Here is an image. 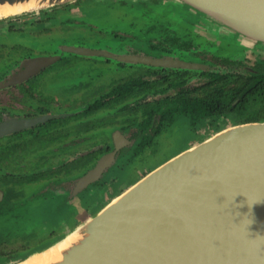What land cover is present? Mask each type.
Masks as SVG:
<instances>
[{
  "label": "water",
  "instance_id": "obj_1",
  "mask_svg": "<svg viewBox=\"0 0 264 264\" xmlns=\"http://www.w3.org/2000/svg\"><path fill=\"white\" fill-rule=\"evenodd\" d=\"M41 1L46 5L9 18L77 0ZM159 2L198 16L203 28L195 27L217 45L218 37L234 39L239 59L264 57V0ZM41 120H7L0 136ZM80 228L83 238L53 264H264V120L221 129L169 158L48 247ZM41 251L19 253L17 262Z\"/></svg>",
  "mask_w": 264,
  "mask_h": 264
},
{
  "label": "flooded vegetation",
  "instance_id": "obj_2",
  "mask_svg": "<svg viewBox=\"0 0 264 264\" xmlns=\"http://www.w3.org/2000/svg\"><path fill=\"white\" fill-rule=\"evenodd\" d=\"M128 1L130 0H120L122 5L129 4L132 7H135L137 3L141 5H148L150 3L155 5L153 12H158L156 16L151 17H149L148 13L140 12L138 14L140 16L135 18V20L140 18L142 21L145 19L148 22L146 31L151 34L148 41L149 52H141V50L139 51V49H134L133 47L125 48L123 52H113L110 50L87 48L81 45L57 44L55 38L61 39L62 33L70 31L69 29L73 23L66 17L76 13L79 2L69 6L54 7L47 11L36 12L35 14L37 16L34 18V21L26 22L25 26L23 24V26L19 27L17 22H11L9 19L0 20V35L4 33L2 37H8L10 40L16 41L21 48L15 54L16 56L5 63L9 67L0 73V89L14 88L25 91L31 96H36L33 92L41 90L43 86L42 84L37 85L30 82L31 79L36 77L44 69L60 62L65 54H72V56L82 60L99 59L98 61L105 65L113 63L118 67L117 69H123L125 66L129 68L140 66L141 68L139 69H142L134 77L125 80H112L111 83H108L101 89L94 88L91 85L93 78L86 75L87 80L90 79L84 83L85 85L82 83L78 84L77 81L75 84L70 85L72 87L70 92H66L61 96V99L66 98L65 100L69 101L68 104H73L74 102L71 100V97L75 96V94H81L82 97L88 94L91 95L92 93L95 94L90 101L80 102V106L73 111L70 110L56 114L51 113V110H41L38 114L32 116H16L7 112L6 109L0 110V124L14 119L34 120L43 118V120L36 122L33 126L0 136V141L6 140V145L12 144L15 149L20 145L18 142L24 140L27 143L29 141H36L37 145L33 146V150L39 152V156H46L42 163L36 165L35 169L29 172L30 177H25L26 174L22 172L15 179L22 186L29 183L36 184L42 182L38 189L25 199H20V202L10 203L11 205L15 204V206L22 205L27 207L34 200L45 202V206L37 210V213L34 214L37 216L41 213L40 217L42 215V219H39V221L37 219L36 221L46 225L43 221L47 220L55 228L51 229L52 227L46 225L44 229L46 231H43V234L38 233L42 237L46 235L45 240L37 243L35 246H43L40 251L48 247H45L46 244H51L55 242L56 238L64 235L66 229L70 231L75 221L78 222L80 220L79 223L84 221L76 219L72 221L73 223L71 225H68L69 223L66 221V217L69 215V218L72 219L71 214L73 212L72 208H75L73 206L74 204L88 199L90 200L96 196L98 199L100 197L102 199L104 198L102 200L104 202L102 206H104L120 194L123 189L119 192L114 191L110 193H108L107 189L110 181L117 180L115 179V173L117 171H123L134 159L140 158L143 154L152 155L158 148L160 135L165 133L182 116L173 115L171 121L162 122L159 115L154 114L150 125L145 128L144 107L160 108L161 99L173 98L181 88L187 90L198 88L208 81L211 73L241 74L249 71L256 64L255 61H250L245 58L229 59L219 55V46L216 43L214 44L202 39L193 30L185 29L176 21L170 20L168 11L163 10L159 0H145V2L133 0L134 2L127 3ZM46 16L51 17L50 20H46ZM41 19L43 20L41 21ZM193 20L194 17L192 19L191 16V19H185V23L192 26ZM58 23L66 27L61 32L56 31L50 33L51 26ZM38 25H41L39 35L32 32ZM16 31L21 32L19 34L23 36L33 35L35 41L41 42L31 48L25 44V39L22 36L19 35L18 38L13 37ZM49 37H52V40H48L49 42H47L45 38ZM49 43H51V46L53 45L51 50L46 48ZM78 49L83 52L78 53L72 51ZM38 60L43 61V67L39 68L41 64L39 63L37 64V68L28 73V75L19 76L27 68V63ZM171 62L185 64V66L189 64L192 67L168 65ZM94 67L95 64L92 67L90 66V74ZM183 79L185 80L184 84L178 87V83ZM11 81L13 83H9ZM132 83L137 84L132 87L131 92L134 94L126 99H119L120 96L117 91L121 90L120 92L123 93L129 91ZM114 92L117 94L115 95ZM115 97L118 98L117 101L115 100L116 102H114ZM49 100L53 101L54 99ZM102 113L110 116H103L101 119H98L96 115ZM230 118L227 116L221 122L229 123L227 119ZM115 119L118 120V125L110 129L100 128L104 124H111ZM186 119L189 129L193 131L196 125H193L187 117ZM205 123L210 125L208 120H204L197 124V128L204 126ZM96 128L102 129L99 133L100 140L92 141V135H94L93 130ZM62 156L63 158L53 163L49 159V157ZM101 159L104 162L101 170L97 174L94 173L92 175L90 182L76 189L77 182L92 171ZM17 166L21 167L22 165L19 164ZM149 171H144L139 178ZM1 172H4L7 177H11L13 174L11 171L5 169H2ZM47 173L53 175L65 174L61 176V179L56 180L55 178H47L45 176ZM137 180H134V182ZM2 195V190H0V200L2 199ZM29 212L30 214L27 213L24 216L26 220L31 221L32 219H29V217L32 212ZM80 216L78 217L80 218ZM90 216L92 215L89 213L88 217ZM36 227L37 225L34 227H26L27 229L30 228V230L23 229L22 233H19V237L26 240L30 239L29 241H31L35 238L34 235V238L30 237L32 232L31 228ZM9 257L11 256L6 258L11 259ZM17 261L13 259L8 263Z\"/></svg>",
  "mask_w": 264,
  "mask_h": 264
},
{
  "label": "rangeland",
  "instance_id": "obj_3",
  "mask_svg": "<svg viewBox=\"0 0 264 264\" xmlns=\"http://www.w3.org/2000/svg\"><path fill=\"white\" fill-rule=\"evenodd\" d=\"M134 1L145 2V0ZM134 1L130 0L127 3H132ZM78 2L79 7L76 9V13L66 17L69 18L73 25L69 29V32L61 34V39L54 37L57 44L81 45L87 48L110 50L113 52H123L125 48L133 47L134 49H139V51L141 50V52H149L150 48L148 47V41L151 34L146 31L148 22H146L145 19L143 22L140 18H137L136 20L135 18L140 16L138 15L140 12L146 14L148 13L149 17L156 16L158 12H153L155 5L150 3L148 5H141L140 3H137L135 7H132L129 4L122 5L120 0H77L74 3ZM74 3L55 7L69 6ZM161 5L164 11H168L170 19L176 21L185 29L188 28L191 31L193 30L199 35V37L209 41L206 35L201 34L196 27L193 28L185 23V19H191V16L184 6L172 3ZM55 15L58 16L57 13H55ZM36 16L37 15L35 13H26L7 19L11 20V22H17L20 27L23 26V24L25 26L26 22L28 23L30 21H34ZM50 18L46 16V20H50ZM42 20L43 19H41V21ZM40 26L38 25L32 32L39 35ZM51 27L52 28L49 30L50 33L56 31L61 32L66 26L58 23ZM200 27L203 28L202 26ZM19 33L21 32L16 31L13 37L18 38L20 35ZM3 34H1L0 37H2ZM20 36L25 39V44L31 48L41 42L35 41L33 35ZM218 38L220 43V45H218V54L229 59H239V53L237 54L238 49L235 46L236 43H234L235 40L229 37ZM45 39L49 42L52 40V37ZM51 43L46 46L49 50L53 48V45H50ZM19 49L21 50L16 41L10 40L8 37L0 38V73L9 67V65H5V63L9 62L11 58L16 56L15 54L19 51ZM244 56H247L244 57L245 59L252 61V59H249L248 53ZM95 60L98 61L99 59L82 60L72 56V54H65L60 62L56 63L54 66L44 69L36 77L31 79L30 82L37 85L42 84L43 86L41 90L33 92L36 96H31L25 91H20L14 88L0 89V110L6 109L7 112L16 116H32L38 114L41 110H51V113L56 114L70 110L73 111L80 106V102L90 101L95 94H88L84 97H82L81 94H75V96L71 97V100H73L74 103L68 104L69 101L65 100L66 98L61 99V96L66 92H70V89L72 88L70 85L75 84L77 81L78 84L82 83L85 85L84 83L89 81L92 77L93 80L91 85L96 89H101L108 83H111L112 80H125L127 78L134 77V75L142 71V69H139L141 68L140 66L132 68L125 66L123 69H117L118 67H116L113 63L105 65ZM94 64L95 67L90 74V66L92 67ZM86 75L90 77L88 80ZM49 99L54 100L51 101ZM96 116H98V119H101L103 116L108 117L110 115L102 113ZM227 121H229L230 124L228 122H221L218 129L221 130L228 128L232 124H235L233 123L234 121L232 118L227 119ZM116 125H118V120L115 119L111 122V124H104L100 128L110 129ZM101 130L102 129L98 128L93 130L94 135H92V141L100 140L99 133ZM212 134V125L205 123L204 126H200L199 128L196 126L193 131H191L188 127L186 117L180 116L165 133L160 135L158 148L152 155L143 154L140 158L134 159L123 169V171H117L115 173V179L117 180L110 181L108 183V193L114 191L119 192L122 189L125 190L127 186L134 182V180H137L144 171H149L150 169L155 168L169 158L195 145L205 137H209ZM18 144L20 145H18L15 149L12 144L6 145V140L0 141V190H2L3 193L2 199L0 200V252L3 253L2 257L6 258L8 256H15L14 259H18L17 255L19 253L28 251L35 247L37 243L45 240L46 235L42 237L38 235V233L46 231L44 230L46 225L52 227L47 220L43 221L46 225L36 221L37 219L38 221L39 219H42V215L40 217L41 213L37 216L34 215L37 213V210L45 206L44 201L34 200L28 204L27 207L10 204L15 203L16 201L20 202L22 199H25L28 195L38 189L42 182L36 184L29 183L22 186L19 185L18 181H15V179L18 178L22 172L26 174L25 177H30L29 172L35 169L36 165L42 163L46 157L39 156V152L33 150V146L37 145L36 141H29L27 143L24 140L18 142ZM60 158H63V156L53 158L49 157V159H51V163L56 162ZM19 164L22 166L18 167L17 165ZM2 169L7 171L9 170L13 174L11 177H7L4 172H1ZM64 174L65 173L53 175L51 173H47L45 176H47V178H55L58 180L61 179V176ZM73 174L75 173L73 172ZM12 178L13 181L11 182ZM103 199L101 197L98 199L94 196L90 200L88 199L82 201L81 203L74 204L73 206L75 208H72L73 212L71 214L72 219L69 218V215L66 217V221L69 223L68 225H71L73 223L72 221H75L76 219H81V221L85 220L88 218L89 213L94 215L103 207ZM29 211L32 212L29 219H32L33 221L25 219L24 215L27 213L30 214ZM78 216H80V218ZM79 221H75L73 223L74 226L72 229L79 224ZM50 222L52 223V221ZM35 225H37V227L33 229L31 228L32 232L30 234L31 238H34L35 236L34 239L29 241L30 239L26 240L19 237L23 229L25 230L26 227H34ZM53 228L55 227H52L51 229ZM27 230H30V228ZM68 231L69 230L66 229L64 233L66 234Z\"/></svg>",
  "mask_w": 264,
  "mask_h": 264
},
{
  "label": "trees",
  "instance_id": "obj_4",
  "mask_svg": "<svg viewBox=\"0 0 264 264\" xmlns=\"http://www.w3.org/2000/svg\"><path fill=\"white\" fill-rule=\"evenodd\" d=\"M189 14L194 17L191 24L193 28L198 24L201 25L198 16ZM210 42L215 44L213 41ZM255 62L256 64L253 68L241 74L211 73L208 81L198 88L188 90L181 88L173 98L161 99L160 108L144 107L145 128L150 125L154 114H158L162 122L171 121L173 115H182L187 117L196 126L201 121L208 120L212 127L215 125L212 130L213 133L219 131L217 124L227 116L231 117L235 124L263 121L264 57L259 56L255 59ZM184 82L185 80L183 79L177 86H181ZM135 85L137 84L132 83L129 91L125 93L120 92L121 90L117 91L120 96L119 99H126L132 96L134 94L131 92L132 87ZM117 93L114 92L115 95ZM115 100L117 101L118 98L115 97L114 102H116ZM59 238H56V240ZM49 245L46 244L45 247ZM42 247H33L30 250L34 252L40 251ZM2 256L3 253L0 252V258ZM9 258L11 259L5 258V260L0 261V264H8L10 260L14 259L12 256ZM17 258L16 260H21L18 255Z\"/></svg>",
  "mask_w": 264,
  "mask_h": 264
},
{
  "label": "bare ground",
  "instance_id": "obj_5",
  "mask_svg": "<svg viewBox=\"0 0 264 264\" xmlns=\"http://www.w3.org/2000/svg\"><path fill=\"white\" fill-rule=\"evenodd\" d=\"M44 5H46V2H42L41 0H29L27 2L14 5H0V19L9 18L10 16L21 14ZM42 62V60H38L27 63V68L23 72H21L19 76L28 75V73L37 68V64ZM101 164H104L103 159H101L100 161V165ZM100 165L97 166V168H99ZM97 168L92 171L90 175H88V178H91L92 175L96 173ZM83 230L84 229L82 228L77 229L76 231L68 234V236L46 248L45 250L32 254L22 262H16L13 264H53L59 262L62 256L71 247L80 242V240L83 238Z\"/></svg>",
  "mask_w": 264,
  "mask_h": 264
}]
</instances>
